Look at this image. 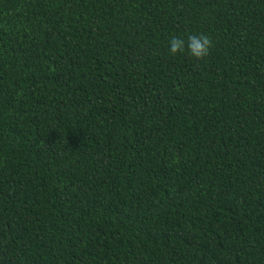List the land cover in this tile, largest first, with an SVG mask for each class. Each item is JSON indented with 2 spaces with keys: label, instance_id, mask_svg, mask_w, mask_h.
I'll return each instance as SVG.
<instances>
[{
  "label": "trees",
  "instance_id": "trees-1",
  "mask_svg": "<svg viewBox=\"0 0 264 264\" xmlns=\"http://www.w3.org/2000/svg\"><path fill=\"white\" fill-rule=\"evenodd\" d=\"M0 264H264V0H0Z\"/></svg>",
  "mask_w": 264,
  "mask_h": 264
}]
</instances>
